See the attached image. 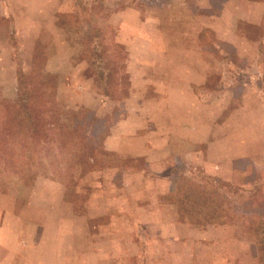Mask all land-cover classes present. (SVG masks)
<instances>
[{
	"label": "rangeland",
	"instance_id": "374dc122",
	"mask_svg": "<svg viewBox=\"0 0 264 264\" xmlns=\"http://www.w3.org/2000/svg\"><path fill=\"white\" fill-rule=\"evenodd\" d=\"M225 1L0 0V102L16 99L24 72L33 93L43 91L39 101L58 106L62 130L85 119L81 137L96 148L73 178L58 174L70 154L51 143L59 132L50 125L46 148L60 156L46 170L35 165L37 175L18 179L0 168V223L13 215L38 228L51 242L40 253L59 247L67 230L63 241L81 251L82 264L91 255L99 264H257L236 225L180 223L158 199L170 181L204 177L230 183L220 187L230 196L240 193L235 186L264 191V20L235 22L243 12L235 9L223 18ZM186 72L189 86L178 81ZM140 102L160 113L128 117ZM118 131L114 140L130 152L134 132H151L165 151L153 147L147 161L122 157L105 144Z\"/></svg>",
	"mask_w": 264,
	"mask_h": 264
},
{
	"label": "trees",
	"instance_id": "16d2710c",
	"mask_svg": "<svg viewBox=\"0 0 264 264\" xmlns=\"http://www.w3.org/2000/svg\"><path fill=\"white\" fill-rule=\"evenodd\" d=\"M31 83L29 75L18 72L16 99L9 103L0 102V168L7 177L25 179L37 175L35 165L46 170L49 158L60 156L46 147L47 131L51 129L50 125L59 124L57 116L61 111L57 105L49 106L39 101L44 93L42 90L33 93ZM47 114L53 119H46ZM79 119L80 124L74 123L63 130L60 125L56 126L59 134L55 141L51 139V143L58 142L57 149L63 143V148H67L65 153L70 154L68 168H56L54 172L67 174L70 178L74 177L76 170L87 166L96 153L94 142L81 137L85 119ZM213 182L207 177L201 178L199 183L185 180L175 184L172 181L168 192L158 199L174 206L180 223L198 227L236 225L240 233L254 243L257 264H264V191L235 186L233 191L239 190L240 193L230 196L225 193L232 188L230 183H222L220 187L225 188L222 191Z\"/></svg>",
	"mask_w": 264,
	"mask_h": 264
},
{
	"label": "crops",
	"instance_id": "0c3cea01",
	"mask_svg": "<svg viewBox=\"0 0 264 264\" xmlns=\"http://www.w3.org/2000/svg\"><path fill=\"white\" fill-rule=\"evenodd\" d=\"M229 9H235L236 13H238L239 10L243 11L242 13H240L241 16L236 15L235 22L242 20V21H246V22H249L255 25H261L263 23L264 0H226L223 5L222 15L225 12H228ZM223 18H225L224 15H223ZM223 20L225 21H222V23H224L226 27L227 26L231 27V22L229 25L228 24L229 21L227 19H223ZM230 21H232V19ZM235 35L234 37L239 36L238 33L236 36ZM255 40H256V43L258 44L259 42H261L259 41V39H255ZM178 81L182 83L185 82L184 83L185 86H189L191 83H194V80L190 72H186V77H180ZM178 81L176 78L174 84L175 86L179 88L180 83H178ZM205 81H206V76L202 77V79H200L197 83L199 85H204L206 83ZM178 88L177 90H179ZM146 102H147L146 98L142 99L143 105L146 104ZM177 103L181 104L180 102H177ZM142 104L140 102L141 106L138 108V111L131 112V114L128 113V117L132 115H136L140 120L141 118L147 119L146 118L147 116H152V115L160 113L155 108H151V110H154V111H150L148 107L143 108ZM202 104H203L202 105L203 108L204 106L211 105V103H208V102L206 103L204 102ZM217 104L222 106L220 100L218 101ZM186 105H190V104L187 103ZM164 111L166 113V110ZM189 114H193V111L192 113L187 112V115ZM143 122H145V120ZM122 126H124V124ZM129 128L133 130V128L131 127ZM134 133L131 137H134L135 142H137L138 144V147H137V150H134L133 152H130L129 146L122 148L120 144L117 143L116 140H114L115 135L116 137H118L124 134L119 131L109 135L106 139L105 144L107 148L110 147V150L116 151L122 157H138L139 156V157H143L146 161L148 159V154L150 153L149 150L153 149V147L163 146L164 149L162 150L165 151L166 142L161 143L160 140L156 141L155 140L156 136L152 135L151 132H147V133L144 132L145 134L136 133V135ZM122 137L124 138L126 137V135ZM148 142L151 144V146L149 145ZM162 178H167V175L164 174ZM168 184H170L171 186L172 181H170ZM162 191L164 192V190ZM19 228H21V233H19ZM59 234L61 235L60 237L64 236L63 238H65L67 237V230L63 229V231L59 232ZM20 235H21V238H20ZM40 235L41 234L38 233V228H35L32 232L31 225L24 227L21 220L18 217H14L13 215L8 216L5 220H3L0 223V264H82L83 261H82V256L80 254L81 251L75 250L74 247H72L74 250L70 249L71 250L70 251L68 247L66 246V242L63 241V238L60 239L59 244L57 243L59 247L55 246L56 242H54V244L52 242V245H54L55 247L52 250H49L47 253L45 252L40 253L39 251H37L40 246L45 248L50 245L49 243H51L48 239L41 241ZM21 241L23 242L27 241L28 244L23 245ZM77 241L78 240L76 239L74 240L75 243L79 244ZM91 241L93 242V239H91ZM91 241L89 242L91 243ZM33 242L34 243L36 242V244L32 245ZM47 242L49 245L46 244ZM72 251L74 252V254L69 255V253H71ZM91 252H93V250ZM90 259H91L90 264H99V261L95 256L93 257L91 255Z\"/></svg>",
	"mask_w": 264,
	"mask_h": 264
}]
</instances>
